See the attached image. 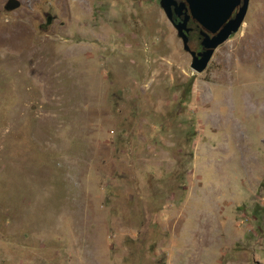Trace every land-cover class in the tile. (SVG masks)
Here are the masks:
<instances>
[{
  "label": "rangeland",
  "instance_id": "374dc122",
  "mask_svg": "<svg viewBox=\"0 0 264 264\" xmlns=\"http://www.w3.org/2000/svg\"><path fill=\"white\" fill-rule=\"evenodd\" d=\"M9 1L0 264H264V0L201 73L160 0Z\"/></svg>",
  "mask_w": 264,
  "mask_h": 264
},
{
  "label": "water",
  "instance_id": "95a60500",
  "mask_svg": "<svg viewBox=\"0 0 264 264\" xmlns=\"http://www.w3.org/2000/svg\"><path fill=\"white\" fill-rule=\"evenodd\" d=\"M251 0H160V4L183 41L184 49L193 58L192 69L203 72L216 49L228 41L241 28ZM21 3L10 0L7 9H18ZM180 19L177 22L176 19ZM201 28L199 32L202 51L195 53L190 47L189 22Z\"/></svg>",
  "mask_w": 264,
  "mask_h": 264
},
{
  "label": "flooded vegetation",
  "instance_id": "af4514ba",
  "mask_svg": "<svg viewBox=\"0 0 264 264\" xmlns=\"http://www.w3.org/2000/svg\"><path fill=\"white\" fill-rule=\"evenodd\" d=\"M175 19H176V18H175ZM176 20H177V22L180 21V19H178V18H177ZM188 27L192 29L191 32L189 33L190 41L192 40V37H193V35H195V34L198 35V39H199V32H200V29H201V28L198 26V24H197L196 22H194L193 20H191V21L189 22ZM199 41H200V39H199ZM197 49H198V52H200V51L203 50L202 47L200 46V44H199V47H198Z\"/></svg>",
  "mask_w": 264,
  "mask_h": 264
},
{
  "label": "trees",
  "instance_id": "16d2710c",
  "mask_svg": "<svg viewBox=\"0 0 264 264\" xmlns=\"http://www.w3.org/2000/svg\"><path fill=\"white\" fill-rule=\"evenodd\" d=\"M200 39V38H199Z\"/></svg>",
  "mask_w": 264,
  "mask_h": 264
}]
</instances>
